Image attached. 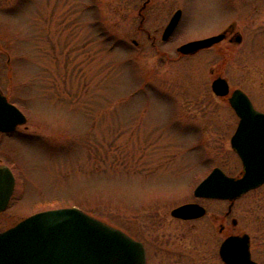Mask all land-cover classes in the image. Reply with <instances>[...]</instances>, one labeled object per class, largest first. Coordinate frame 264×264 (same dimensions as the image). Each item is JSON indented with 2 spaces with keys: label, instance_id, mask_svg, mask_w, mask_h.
Segmentation results:
<instances>
[{
  "label": "rangeland",
  "instance_id": "obj_1",
  "mask_svg": "<svg viewBox=\"0 0 264 264\" xmlns=\"http://www.w3.org/2000/svg\"><path fill=\"white\" fill-rule=\"evenodd\" d=\"M142 1L0 0V86L26 116L15 135L1 138L0 161L13 164L27 185L0 212V230L37 200L77 206L141 239L158 228L156 211L192 198V174L207 160L237 168L225 142L236 117L227 96L212 92L209 67L227 75L230 90L254 98L253 57L241 45L227 46L226 56L210 48L177 57L179 37L151 46L137 29ZM182 3L186 32L192 21H215L224 7L221 0ZM160 5L150 28L170 0ZM256 16L264 19V8ZM247 218L237 229L248 228L257 243L264 220L254 221L252 210ZM164 220L169 229L190 224Z\"/></svg>",
  "mask_w": 264,
  "mask_h": 264
},
{
  "label": "flooded vegetation",
  "instance_id": "obj_2",
  "mask_svg": "<svg viewBox=\"0 0 264 264\" xmlns=\"http://www.w3.org/2000/svg\"><path fill=\"white\" fill-rule=\"evenodd\" d=\"M154 1L155 3L157 2L155 6ZM164 1L165 0H143L138 11L140 20L137 29L143 32L146 39L151 41V46L155 47L156 40L168 43L171 39H177L179 37L182 41L175 45L177 57L192 58L201 50H208L210 48H219L223 55L226 56L228 47L241 45L242 51L247 55H251L254 59L252 80L256 94L254 98H251L245 90L238 88L248 96L253 107L258 110L261 113V116H263L262 118H264V19L258 21L259 16H256L259 13V9L264 8V0H221L224 7L219 10V12L222 15L216 18L215 21H210L205 24L192 21L190 26V31L192 32H186L185 29L182 28L186 11L184 7L185 3H182V0H170L171 6L169 9L167 8L165 15L163 10L157 11V13H161L160 17L157 16L158 24L153 28H150L147 25L150 15L154 14L156 10L160 8L159 6H161V2ZM154 7H156V9ZM178 11L179 15L177 21L164 36L165 29L170 19ZM194 11L195 8L192 7V13ZM202 28H204L203 31L201 30ZM218 34H222V37L210 46L198 49L191 53H184L179 50V47L184 43ZM132 43L135 46H139V42L134 38H132ZM222 43L226 45L224 47L225 50L220 48ZM157 52H159L157 54L162 53L159 47H157ZM209 74L213 76V79L218 76L225 78L229 86L227 75L222 71H219L217 66L209 67ZM243 75L244 77H247L248 72L244 71ZM0 90L6 97L7 101L16 106V104L9 98L8 94L1 89V86ZM226 96L228 97V95ZM233 116L236 117L235 127L229 136V139L226 137L225 142L227 141V146H229L236 156L237 168L230 171L225 169L221 163L214 164L211 160H207V165L204 167L205 170L202 172L200 171L201 174L199 176H197L196 172L192 174V185L190 186L192 198L190 200L176 204L166 211H156L161 215V221L157 225L158 228L147 229L141 239L131 235L142 243L145 254V264H224L219 253L221 244L231 235H240L244 233L248 235L250 258L258 264H264V235L262 234V238L257 243H253L254 235L249 233L250 231L248 228L237 229L238 225L241 224L240 221L242 218L244 220L246 219L244 225L247 227L248 222L251 220L247 218L250 216V210L253 211L254 221L258 220V222H260L261 219L264 220V180L257 186L242 193L233 201H230L227 197L197 195L194 192L196 185L211 173L214 168H219L226 176H242L243 161L231 144V137L239 122V117L234 111ZM255 123L257 127L253 130L258 134L256 137L258 147H261V145L264 147V121L259 120ZM16 129L17 127L11 130H0V140L4 136L11 137L15 135L14 133ZM263 156L264 152L258 154L259 159L256 169L258 173L264 171V168L259 167ZM211 157H213L212 154ZM0 159L2 158L0 157ZM0 166H7L14 177L12 193L8 199L7 206L3 210H0V212H2L9 207L17 187H20L22 189L21 193L25 194L27 185L26 182L24 183L23 181V184L20 186L21 178L13 164L0 161ZM250 193H253V195L250 198H245V196ZM237 201L239 202L237 205L238 208L236 207ZM40 202L41 201L35 200L32 206H35V208L32 210L30 209L31 211H29L28 214L26 213V216L46 209L62 207L54 206L52 204L43 205L39 204ZM186 203L196 204V206H198V211L201 210L202 212L191 218L177 217L171 213L175 207ZM167 215L177 222H185L187 224L189 222V228H181L177 225L176 228L169 229L164 220V216Z\"/></svg>",
  "mask_w": 264,
  "mask_h": 264
},
{
  "label": "water",
  "instance_id": "obj_3",
  "mask_svg": "<svg viewBox=\"0 0 264 264\" xmlns=\"http://www.w3.org/2000/svg\"><path fill=\"white\" fill-rule=\"evenodd\" d=\"M178 15L179 11L172 16L164 36L174 26ZM221 37L222 34H218L193 40L181 45L179 50L195 52L216 43ZM211 89L218 96L229 92L226 79L220 76L212 80ZM228 102L239 117L231 144L243 161V174L230 177L214 168L198 183L194 192L233 201L264 180V171L258 173L256 170L258 154L264 152V147H258V134L253 130L257 127L255 122L264 121V118L239 88L230 92ZM25 121V115L8 102L0 90V130H11ZM260 164L259 167L264 168V156ZM13 185L11 170L0 166V210L7 206ZM201 212L192 203L179 205L171 211L183 218ZM219 253L224 264H258L250 258L246 233L229 236L221 244ZM0 264H145V254L142 243L121 229L77 206H66L36 212L0 231Z\"/></svg>",
  "mask_w": 264,
  "mask_h": 264
}]
</instances>
